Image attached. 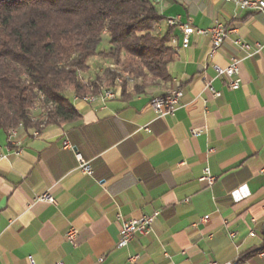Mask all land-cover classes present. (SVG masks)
Masks as SVG:
<instances>
[{
    "label": "crops",
    "instance_id": "1",
    "mask_svg": "<svg viewBox=\"0 0 264 264\" xmlns=\"http://www.w3.org/2000/svg\"><path fill=\"white\" fill-rule=\"evenodd\" d=\"M157 7L195 30L184 48L179 27L166 20L160 29L171 30L175 51L170 82L139 94L115 84V98L105 102L69 93L77 120L21 128L12 142L0 132V264H264V12L225 0ZM216 23L229 35L211 57V37L197 30ZM233 57L237 91L215 69ZM103 61L93 58L84 78L102 75ZM178 84L179 107L160 117L151 100ZM76 154L91 163L92 176ZM207 168L213 187L200 181ZM46 194L53 203L39 200ZM156 212L148 235L118 248L123 221ZM71 229L76 247L67 240Z\"/></svg>",
    "mask_w": 264,
    "mask_h": 264
},
{
    "label": "trees",
    "instance_id": "2",
    "mask_svg": "<svg viewBox=\"0 0 264 264\" xmlns=\"http://www.w3.org/2000/svg\"><path fill=\"white\" fill-rule=\"evenodd\" d=\"M166 20L154 0H0V132L77 120L69 93L98 95L115 85L116 69L135 77L136 94L170 82L175 51L171 30H160ZM93 58L116 69L88 80Z\"/></svg>",
    "mask_w": 264,
    "mask_h": 264
},
{
    "label": "built area",
    "instance_id": "3",
    "mask_svg": "<svg viewBox=\"0 0 264 264\" xmlns=\"http://www.w3.org/2000/svg\"><path fill=\"white\" fill-rule=\"evenodd\" d=\"M164 0H154L155 5H160ZM227 2H231L236 8L241 11H253V12H264V0H225ZM167 26L170 28L179 27L184 34L183 39V47L188 48L189 41L191 35L195 32L194 28L188 24L184 25L181 23L180 18H173L167 20ZM197 33L200 35H209L211 37L212 48L210 52V56L214 57L219 50L222 48L225 40L229 35V31L225 28L224 25L220 23H216V25L208 30H197ZM235 46L239 47L244 51H250L251 46L247 43L242 42L241 40H236L234 42ZM259 48L261 46L259 45ZM240 59L238 57H233L229 63V65L225 68L215 67L217 75L219 77H225L228 81V87L237 91L241 88V79H240V69H239ZM115 83H121L129 87V81L127 82H119L118 80ZM184 92L180 84L177 85L175 91L168 92L166 94L157 96L151 100V108L160 116L165 117L167 115L172 114L180 105L181 99L183 98ZM216 97L220 96V93L214 92ZM116 94L114 93V86L110 88H103L101 93L95 95L90 98H80L78 96L75 97L76 101H84L86 103H95L98 100L103 102L114 99ZM16 129L9 133L10 141H14L13 139L17 136ZM195 135H199V131H194ZM65 147L67 149H72L70 143H66ZM0 153V158H1ZM76 160L79 163V167L88 175H93L94 170L91 163L84 161L83 157L80 154H76ZM201 182L206 183L209 187H213L216 183V178L211 174L210 170L207 168L203 171V175L200 178ZM41 201H46L49 203L54 202V198L49 195H43L39 198ZM160 213L156 212L152 215L143 216L140 219H131L125 220L122 222V228L120 231V239L117 244L119 249L127 247L135 235H148L151 230L154 222L159 217ZM120 218V217H119ZM67 240L74 247H76L77 241V231L75 229H71L67 235ZM133 260V259H132ZM32 262V259H31ZM55 264H64L62 262H58Z\"/></svg>",
    "mask_w": 264,
    "mask_h": 264
},
{
    "label": "rangeland",
    "instance_id": "4",
    "mask_svg": "<svg viewBox=\"0 0 264 264\" xmlns=\"http://www.w3.org/2000/svg\"><path fill=\"white\" fill-rule=\"evenodd\" d=\"M107 47H108V41H107V38H106V36H105V38H103V41H102V45H101V48L102 49H107ZM113 66V63L112 62H105V61H103L102 62V67L104 68L103 69V72L106 70V69H108V68H113V69H116V68H114V67H112ZM117 71H120L121 73H123V74H126V73H124V72H122L120 69H116ZM102 72V73H103ZM128 74V73H127ZM137 83V80L135 79V77H134V82L131 84V85H129V87L128 88H134V86H135V84ZM119 85V84H118ZM38 112H36L35 114H37ZM19 129H21V128H19ZM18 129V130H19ZM17 130V131H18Z\"/></svg>",
    "mask_w": 264,
    "mask_h": 264
},
{
    "label": "bare ground",
    "instance_id": "5",
    "mask_svg": "<svg viewBox=\"0 0 264 264\" xmlns=\"http://www.w3.org/2000/svg\"><path fill=\"white\" fill-rule=\"evenodd\" d=\"M119 74H120V76H119V78L117 79L119 82H127V81H129V85H131L133 82H134V77L132 76V75H130V74H123V73H121L120 71H119ZM115 84H119V85H121V83H115ZM175 91V90H174ZM114 93H115V91H114ZM95 95H93V94H88V95H86V96H84V97H80V98H90V97H94ZM19 128H22V125H20V127ZM15 130V129H14ZM14 130H12V131H14ZM18 129H16V131H17Z\"/></svg>",
    "mask_w": 264,
    "mask_h": 264
}]
</instances>
